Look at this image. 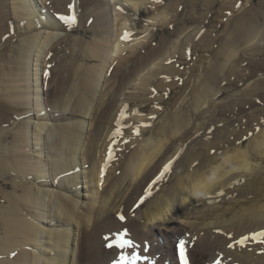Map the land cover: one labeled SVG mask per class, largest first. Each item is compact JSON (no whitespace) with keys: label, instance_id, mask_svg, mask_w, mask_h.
Here are the masks:
<instances>
[{"label":"bare ground","instance_id":"1","mask_svg":"<svg viewBox=\"0 0 264 264\" xmlns=\"http://www.w3.org/2000/svg\"><path fill=\"white\" fill-rule=\"evenodd\" d=\"M153 1L156 0H152L148 5L145 0H122L128 10L123 6L122 11L118 10L119 19L116 23L117 29L114 30L113 16L110 11L104 9L107 4L101 0H78L80 21L90 22L93 19V32L104 37L103 40L88 46V54L108 63V56L118 60L123 58V55L130 54L135 44H145L150 37L148 32L151 25L142 19H165V12H161ZM71 2L72 0H13L11 4L17 16L16 21L20 24L26 22L25 29L28 34L25 36L27 38L17 45L18 49L12 51L14 55L7 56L4 49L7 46L2 48L1 43L11 31L8 29L12 18H9L11 8L8 9L7 0H0V82L3 83L2 87L0 86V97H3V100L0 98V124L12 119H7L8 113H20V108L28 105V101L35 96V113L44 116L41 114L42 105L38 97L39 82L36 79L34 83L37 88L35 84L32 85L36 89L32 91L27 75V65L41 34V31H35L45 25L50 26L49 29H63L65 26L61 25L62 23L48 18L43 5L53 6L58 15L71 20L73 10L70 9L69 13L67 8ZM116 3L114 6H117ZM136 12L141 20H136ZM74 13L76 18V10ZM247 30L244 25L237 27L241 36L247 40L254 39L257 32ZM60 35L57 32H47L46 37L43 36L44 40L39 43V49L44 50L48 43L51 44L53 39ZM239 39H229L232 46L226 51L228 60L231 56H238L237 47L241 46L236 42ZM192 43L194 44L193 40L190 46ZM164 46L166 45H158L136 60L139 64L141 62L140 66L143 68L136 69L133 75L138 77L142 69L156 61ZM88 54L86 52V56ZM77 58L79 55L72 58L62 76L64 78L56 82L53 98L54 103L61 109L69 108L73 114L81 112L84 115L90 112L98 85L107 69L101 66L76 70L73 62ZM101 63L104 64L102 61ZM221 66L223 67L219 70L217 64L208 68L205 74L207 81L202 82L201 88H192L195 94L194 106L200 107L215 90L213 84L218 81L219 71L225 68L223 64ZM118 71V68L114 71L116 79L111 90L106 93V96L109 95L108 99L103 96L100 100L101 112L99 115L94 113V129L85 136L84 144L82 134L85 133V122L80 121L48 129L47 145L43 143L42 133L46 130V124L43 122H38L35 126L30 121H24L19 124L18 132L0 130V200L4 202L0 205V264H113L121 255L129 260L138 257L134 264H181L179 243L182 240L186 242L190 264H216L217 260L220 264H264V242H261V233H264V129L256 139L249 141L246 150L230 147L229 150L225 149V152L220 151L222 154L220 153L218 158H208L207 165L203 164L200 169H171L166 173L165 169H160L162 163L151 169H144L150 165L152 157L160 154L167 138L175 136L187 127V117L175 111L156 132L144 138L137 152L134 151L132 155L130 148L126 149V157L119 164V167L122 165L121 169H118L117 164L113 169V163L110 164L113 158L110 159V154L117 157L113 150L126 146V142L119 144L124 141L123 138L110 141L111 133L106 134L107 132L103 138V124L115 107L113 104L120 88L129 86L132 82L131 75L118 80ZM156 76L157 72L154 70L148 73V78L140 76L141 84L148 87L147 91H150V88L159 91L162 84L155 81ZM21 83H25L23 88L18 86ZM141 97L137 95L138 103L133 106L138 111L145 112L150 105L140 104ZM28 111L30 113L32 110ZM51 135L54 136L53 139ZM10 137L15 145L14 152L9 150L8 144H4ZM102 138L105 145L99 151ZM240 138H236L235 142L240 141ZM11 143L10 145H13ZM198 144L199 146L195 144L198 151H201V147L204 149L200 141ZM84 148L86 158L80 156ZM29 152L34 154L29 155ZM43 152L47 158L53 157L51 163L44 158ZM99 153L103 158H98ZM81 157L86 165L85 172L82 169ZM219 159L220 163L214 165ZM180 163L182 165V160H179L176 166ZM46 166L50 171L52 168L50 178L45 177ZM32 174L34 177L31 180ZM175 175H178L177 178ZM82 178L86 181L83 182ZM128 180L132 181L130 187L125 190L129 191V195L122 198L124 200L120 198L116 207L114 202L121 196L117 189ZM49 182L58 186L60 192L46 188ZM105 183L107 185H104ZM83 184H86V187ZM101 185L104 186L99 190ZM5 187L11 190L7 191ZM85 189L94 195L93 199L90 200L89 196L83 193ZM68 191L72 195H69ZM109 193L115 194V198L111 199ZM83 197H88L89 201L85 202ZM46 198L56 210L51 216L52 221L54 218L59 220L62 223L61 228H48L44 225L46 218L41 210L47 204ZM121 215L125 217L123 222L120 220ZM65 225L69 228H65ZM121 238L130 243L122 249L108 247L109 243H120ZM30 247L36 251H30ZM174 248H177L175 253ZM38 252L42 255H38ZM176 254L178 258L175 257Z\"/></svg>","mask_w":264,"mask_h":264},{"label":"rangeland","instance_id":"2","mask_svg":"<svg viewBox=\"0 0 264 264\" xmlns=\"http://www.w3.org/2000/svg\"><path fill=\"white\" fill-rule=\"evenodd\" d=\"M145 1L148 5L152 3V0ZM12 2L13 0H7L8 9L11 8L9 10L11 12L9 18H13H11V22L8 24V29L11 31L1 43L2 48L5 45L7 46V48H4L7 56L14 55L12 51L18 49L16 47L19 46L22 40L27 38L25 36L28 34L27 29H25L26 22H21V25L19 21H16L17 16H15L13 12ZM101 2L107 4V7L104 6V9L111 12L113 16L112 19H114L115 23L112 29L116 30V23L119 19L117 15L118 10L122 11V6L125 10H128L125 7L127 5L125 2H122V0H101ZM115 3L117 6H114ZM153 3H156L161 12H165L163 14L165 19L157 17L154 19L143 18L142 21L145 20L151 25L148 32V36L150 37L145 44H135L130 54H126L127 56L123 55L124 59L119 58L117 60L116 58L115 60L112 56H108V63L106 60V62H104L96 58L93 54H88L90 53L88 46H91L95 41L103 40L104 37L97 35L95 31L93 32V28L95 27L93 19L90 20V22L89 20L80 21L79 16L81 11L78 7V0H72L71 5L67 6L69 13L71 9L73 10L72 13L75 15L74 10H76L77 17L75 21H73V19L69 20V18H67V20L62 19L61 15H58V12L54 11V8H52L53 6L43 5L44 10L48 14V18L53 21H59V24L62 23L61 25L65 26L63 29L56 30L53 28L49 29L48 27L50 26L45 25L44 28H39L35 31V33L41 31V34L34 48V54L32 53L29 64L27 65V75L30 78L28 84L31 86L32 91H36L34 86H32L35 84V88H37L36 83H34L36 79L39 82L38 97L40 99H38L42 105L41 114H44V116H38L35 113V99L37 96L34 97V95H31L34 99L31 98L30 101H28V105L21 107L20 113L11 112V114H7V119L10 117H12V119L8 120L7 123L0 124V130L18 132L19 124L24 121H30L35 126L38 122H43L46 124L47 130H44L42 133L44 137L43 143L47 145L49 142L47 140L48 129L54 126L56 127L80 121L85 122V133L82 134V143L84 144L86 137L94 129V113L100 114V100L103 96H106L108 90H111V86L116 79L114 71L118 68V76H120L118 80H122L125 76V78H127V75L128 77L131 75L132 84L130 83L129 86L124 85L123 88H120V94L118 93L115 104H113L115 107L103 124V138L106 134L111 133L110 141L114 138H123L124 141L119 144L121 145L123 142H126V146H120L115 148V151L113 150L114 155L116 156L117 154V157L111 160L110 164L113 163L111 168L114 169L117 164L118 169H121L120 167L122 165L119 167V164L126 157V149L130 148L132 155L134 151L137 152L144 138L149 137L154 131L156 132L162 123L169 120L168 117L170 118L171 115L175 114V111L176 113L179 111L187 117L188 124L184 129L186 131L185 133L191 132L190 135H185L184 129H182L175 136L167 138L163 143L160 154L156 157L151 156L150 165L144 169H151L161 163L160 169H165L168 165H171V169H200L203 164H205V166L207 165L208 158H218V155H220L221 152H225V149L229 150L230 147H236L237 149L246 150L249 141L253 140V138L256 139L257 135L264 129V0H156L153 1ZM38 8L40 9V6ZM135 15L138 16L139 13L136 12ZM136 20H141V17H136ZM239 25H244V27L248 29L247 31L257 32L256 37L247 40L246 37L244 38L241 36V34L237 32V27ZM47 32H57L61 35L53 39L51 44L48 43L46 45L47 48L44 50L43 48L39 49L41 45L39 43L44 40ZM235 37L240 38L237 40L236 44L238 43L241 47H237L238 49L236 52L238 56H231L228 60L226 51L232 46L230 40H233ZM191 40L194 41V44L192 43L190 46ZM158 45H160V47L166 45L159 53L161 56L158 57L156 61L149 63L144 70L142 69L138 77H136L137 75H133L134 71L141 67V62L139 64V61L136 60ZM86 52L88 54L87 56ZM77 55H79V58L73 62V66L76 70L78 68L82 70L84 68L89 69V67L97 68L101 66L107 69L99 83L100 85H98V92L92 102L90 112L88 114L84 113V115L81 112L73 114L72 111L70 112L69 108L66 110L61 109L54 103L55 101L53 98L57 85L56 82L59 81L58 79L64 78L62 76L66 73V67L68 68V65L72 62V58L77 57ZM101 61L104 63L103 65ZM215 64H217L218 70L223 67L221 64H223L225 68L223 71H219L220 76L218 81L213 84L215 90H213L211 95L209 94L210 96L205 102H202L203 104L200 107H196L194 106L195 94L192 92V88H195V86L201 88V86H203L202 84L207 81L205 78L206 71ZM79 65H81V67ZM152 70L157 72V76L155 77L156 80H154L160 85L162 84L160 86V89L161 87L162 89H159V91H155L154 88L149 89L151 92L147 91L148 87L141 84L140 76L148 78V73ZM191 80L193 82H190ZM24 84H18L19 88H23L22 85ZM2 85L3 83L0 82L1 87ZM46 94H49V96ZM144 94L146 95L144 96ZM137 95L142 96L140 98L142 101L140 104L145 103L144 106L150 105L146 108L147 111L140 112L141 110L138 111V109L134 108L133 105L138 103V99H136ZM108 96H106L107 99ZM0 98L3 100V97ZM155 99L158 102H156ZM160 102L162 103L161 105L158 104ZM71 109L74 112V106H72ZM28 110L32 111L29 113ZM151 112L153 115H151ZM244 114H246V116ZM31 136L30 140H32ZM241 136L243 137L240 138ZM51 138L53 139L54 136L51 135ZM103 138L100 142L99 151L105 145ZM236 138H240L241 142H235ZM11 140L10 137L4 144H8L9 150L14 152L15 145L12 142L13 140ZM150 141L152 142L151 139ZM199 141L203 144L204 148L202 149L201 147V151H198V148L195 146V144L199 146ZM192 142H194L193 145ZM10 143L13 145H10ZM152 147L153 146H151V148ZM12 152H10V155ZM43 153L44 158L48 163H51L53 157L51 158L49 156L47 158L45 152ZM28 154H34V152H29ZM48 155L47 153V156ZM85 155L86 152L84 148L80 156L86 158ZM81 158L83 160H80L83 164L82 169L85 172L86 165L83 163V157ZM98 158H103V155L99 153ZM179 160H182V165L180 163L179 166H176ZM220 161V159L215 161L214 165H218ZM46 170L47 175L45 177L50 178L52 168L50 171V168L46 166ZM20 174H22V172H20ZM99 174L101 175L102 172ZM177 176L178 175H175L174 177L177 178ZM33 177L34 174L31 175V180ZM82 181H86L85 178H82ZM28 182L31 181L28 180ZM131 182L132 181L128 180L127 183L125 182L124 185L119 186L117 189V191L121 192V196L114 202L116 207L118 206L117 203L120 201V198L124 200L122 198L129 195V191L125 190L130 187ZM35 183L37 182L35 181ZM8 184L11 185V183ZM83 185L86 187V184ZM104 185L107 184L105 183ZM104 185H101L99 190H102ZM0 186L2 187L1 183ZM45 187L53 192H60L58 186L52 185L50 182ZM5 190L10 191L11 189L5 187ZM64 193H66V191ZM67 193L72 195L70 191ZM83 193L88 195L90 200L93 199L92 196L94 195L90 191L85 189ZM109 197L114 199L115 194L110 195L109 193ZM82 200L85 202L89 201L88 197H83ZM3 203L4 202L0 200V205ZM55 211L51 201L47 199V204L41 212L46 218V220L43 219L44 225L48 228L62 227V223L59 220L54 218L52 221L53 218L51 216L54 215ZM123 221L121 220V222ZM65 228H69V226L65 225ZM28 249L30 251L32 250L31 247ZM175 251H177V248H174L173 252L175 253ZM38 255L42 254L38 252ZM176 256L178 255L176 254L175 257ZM161 262H163V260H161Z\"/></svg>","mask_w":264,"mask_h":264},{"label":"snow or ice","instance_id":"3","mask_svg":"<svg viewBox=\"0 0 264 264\" xmlns=\"http://www.w3.org/2000/svg\"><path fill=\"white\" fill-rule=\"evenodd\" d=\"M62 19H64V18L62 17ZM72 19H73V21H75V16L74 15H73ZM112 158H114V157H112L111 154H110V159H112ZM170 170H171V165H168V166H166V168H165L164 171L167 173ZM124 219H125V217L123 215H121L120 216V220L123 221ZM106 239H109V238H106ZM261 242H264V233H261ZM129 243L130 242L128 240H126L124 238H121L120 243H118L116 245H113V244L109 243L108 244V247L109 248L118 247V248H121L122 249L123 247H125ZM231 246L232 245H230V247ZM179 250H180L181 264H190V261L187 258L186 242L185 241H183V240L180 241V243H179ZM135 259H138V257L137 258H134L133 260H129L128 257H126L124 255H121L118 260H114L113 261V264H134V260ZM216 264H220V261L217 260L216 261Z\"/></svg>","mask_w":264,"mask_h":264}]
</instances>
